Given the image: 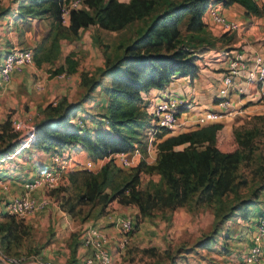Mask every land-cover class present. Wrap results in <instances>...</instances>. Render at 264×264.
<instances>
[{
  "label": "trees",
  "instance_id": "trees-1",
  "mask_svg": "<svg viewBox=\"0 0 264 264\" xmlns=\"http://www.w3.org/2000/svg\"><path fill=\"white\" fill-rule=\"evenodd\" d=\"M65 1L20 0L18 4L13 22L20 24L26 17L51 18L46 36L31 49L36 66L54 60L59 53V40L78 39L82 29L93 26L96 31H119L135 21L145 24L136 30L134 39L120 44L118 55L112 60L105 59L104 72L110 75V83L104 90L107 112L100 121L105 122L107 131L95 129L91 134L83 119L85 126L73 124L80 103L65 98L55 106L48 104L45 117L28 127L34 134L31 145L45 153H60L66 149L76 160L84 156L94 162H104L96 174L83 173V192L63 209L74 215L75 206L92 203L104 209L116 200L120 205L136 207L137 217L160 216L169 220L172 213L182 207L208 208L217 224L231 214L257 208L263 194L258 192L262 189L264 192V185L250 186L258 171L264 173L261 149L264 148V113L252 116L255 121H263L261 126L250 123L232 127L215 122L170 136H166L167 129H162L157 133L160 141L155 147L156 163L149 164L143 157L122 177V172L111 162L113 155L127 152L139 142L136 127L141 116H146L144 108L147 107L143 105V93L163 89L180 76L191 80L197 77L196 52L208 45L193 43L192 39L206 33L203 15L210 0H83L86 8L72 9L67 27L62 25L61 19ZM214 2H222L224 7L238 4L246 15L260 16L264 11L255 0ZM7 11L0 10V18ZM182 23L185 35L180 30ZM65 64L66 67H58L53 74L76 72V61L71 55L65 57ZM185 111L181 106L178 116ZM4 123L0 125V155L11 153L21 143L18 132L14 129L8 132ZM145 176L148 178L143 182ZM244 190L250 191L248 196ZM21 228L22 221L6 212L0 214L1 255L18 258L8 253L11 244L19 243ZM77 244L70 250L68 263L75 259ZM197 244L206 248L209 241L201 240Z\"/></svg>",
  "mask_w": 264,
  "mask_h": 264
},
{
  "label": "rangeland",
  "instance_id": "rangeland-1",
  "mask_svg": "<svg viewBox=\"0 0 264 264\" xmlns=\"http://www.w3.org/2000/svg\"><path fill=\"white\" fill-rule=\"evenodd\" d=\"M2 1L3 3H11L13 0ZM120 1L128 2L129 0ZM257 3L264 9V0H257ZM215 4L219 5L221 10L224 8L222 2L216 3L214 0H210L208 6L211 7ZM250 16L252 20L240 26L242 31L249 29L254 22L258 28L264 27V11L260 16ZM208 17L210 18L209 14L203 15V18ZM50 21V17H41L36 18L33 22L20 23L29 33V41L24 38L23 34H17L18 45L16 47H31L33 49L46 36ZM68 22V20L62 22V25L67 27ZM144 24V21H135L119 31H96L93 26L82 29L78 39L61 38L59 40V53L54 60L44 62L41 66H36L33 63V65L15 72L18 73L16 76L20 77L22 75L20 73L24 72L25 77L18 81L15 80L14 84L11 79L15 73L12 75L10 81L0 91V125L5 122L8 132L16 130L21 143L11 153L0 155V169L4 170L7 176L17 177L15 178L17 184L14 187L16 193L8 185H5L4 190L0 186L1 198L9 200L13 194H20L23 182L35 177L44 167L50 165V161L46 163L47 153L31 145L34 134L28 131L29 126L45 117V107L48 104L55 106L62 98L66 100L68 97L70 100L79 98L80 104L77 115L82 117L87 128L91 131L90 133H95V129L107 131L105 122L100 121V118L107 112L104 90L110 83V75L104 72L105 59L109 57L112 60L118 55L121 52L120 44L134 39L136 30ZM213 29L216 30L208 29L206 26L207 34L204 31L202 34L195 35L192 42H204L205 45H208L205 47L214 48L219 38L229 41L236 37V33L229 35L223 33L217 25ZM180 30L185 35L184 23L180 25ZM262 31L264 32L263 29ZM252 44L253 42L246 40L235 47L227 48L224 45L219 48L220 50L224 49L225 54L230 51L238 54L242 52L243 46H252ZM0 50L3 54L9 48L4 46ZM2 54L0 53V56ZM67 55H71V58L76 61V71L79 72L81 88L84 89L81 94L75 74H67L65 78H58V74H53V71L58 67H66L65 57ZM231 59L234 60V58ZM36 80H41L44 83L42 90L38 91L34 88ZM68 85L70 86L68 87ZM74 85L77 86L75 91ZM62 91H64V95ZM142 101L146 107L147 101L145 99ZM91 103L95 105V111L91 110ZM98 108L99 110H97ZM144 110L146 116H141L136 127L139 131V142L135 143L131 150L123 152V159L119 157L121 153L111 157L112 164L122 172L121 177L128 174L143 157L149 164H155L158 159L155 147L156 142H159L160 139L154 136L155 140H152L149 129L153 125L154 118L146 108ZM254 115L259 114L248 116L234 114L230 119H224L223 122L225 123L222 124L232 127L249 126L250 123L261 126L263 121H255L252 117ZM179 132L176 124L168 130L166 136L176 135ZM22 143L26 146L18 150ZM261 149L264 152V148ZM85 158L83 156L77 160L81 164L78 166V172L65 171L60 174L58 183H61L54 191L46 189L34 191L32 195L34 198L43 196L50 198L48 207L37 212L35 219L30 218L25 221V219L16 218V220L22 221L23 228L20 230L19 243L11 244L8 254L18 256L22 264H41L45 261L54 264L58 259H63L68 250H71L73 246L75 247L77 243V245L81 243V235L89 227V224L101 220V216L105 213L118 210L113 207L114 203L119 204L116 200L109 202L104 209H101L99 204L92 203L75 206L74 215L63 209V206L68 207L73 204L76 197L83 192L85 186L83 173L96 174L104 163L102 160L95 161V166L90 171L83 169L82 163H84ZM126 160L130 161L129 165L125 164ZM69 175L71 178H68ZM254 177L250 188L264 185V173L262 171H258ZM147 178V176L143 177V182ZM6 180L7 178H4V181ZM262 190L258 192V194L263 193L260 195V202L264 196ZM106 192L109 193L110 190L108 189ZM244 193L248 196L250 191L244 190ZM66 199H68L67 202ZM256 207L259 208L260 205ZM255 209L252 207L248 211L231 214L229 218L217 224H215L212 211L208 208L189 210L187 207H182L175 210L169 220L162 219L160 216L141 218L137 217L134 211L124 210L121 213L132 217L135 228L125 245H120L119 233L116 241L111 243L109 249L111 264H184L185 262L189 263L188 259L192 262L189 264H230V261L234 260L235 257V248L238 247L233 242H242L247 239V236H250L246 222L250 221ZM107 225L111 226L112 223ZM201 240L209 241V245L206 248L199 247L197 243Z\"/></svg>",
  "mask_w": 264,
  "mask_h": 264
},
{
  "label": "built area",
  "instance_id": "built-area-1",
  "mask_svg": "<svg viewBox=\"0 0 264 264\" xmlns=\"http://www.w3.org/2000/svg\"><path fill=\"white\" fill-rule=\"evenodd\" d=\"M257 2V0H255ZM209 5V4H208ZM86 8L83 0H67L61 8L62 22L69 21V13L72 9ZM210 15L213 23L221 29L223 33H234L240 29V24L234 20H228L222 13L219 5L207 6L205 11ZM227 56L234 58L230 60L228 68L223 71L219 79L220 87L217 92L218 105L222 110L228 111L229 101L227 95L234 88L235 80L242 78L245 85L254 84L258 87V99H264V58L256 55L253 59L245 61L241 53L234 54L232 51L227 52ZM240 61V62H239ZM33 65L31 48L13 47L5 51L0 57V91L10 81L15 72L21 71L24 67ZM67 73L58 74V78H65ZM44 83L36 80L34 88L42 90ZM183 99L174 97H160V99L150 108V113L154 122L149 129V134L154 139L162 129L170 130L178 123V109L185 105ZM223 113L208 112L203 115L200 121H216ZM73 124L83 126L82 117L77 115L73 120ZM26 144L22 143L18 150L24 148ZM17 151V149H16ZM137 150L135 151L136 154ZM134 154V155H135ZM124 158V154L119 156ZM130 161L126 160L125 164L129 165ZM81 165L73 158L69 151L64 149L60 153H52L50 155V165L44 167L35 177L27 179L22 183V192L11 197L5 204V211L8 215L18 219H28L37 212L48 207L50 198L43 196L34 198V191L46 189L48 191L55 189L60 183V174L65 171L79 169ZM83 169L92 170L95 162L91 159H85L82 163ZM2 188H6L5 184L0 182ZM117 231L120 236V245H125L130 238L134 228L132 217H120L117 222ZM82 244L88 249L84 257V264H111V255L109 245L110 236L101 228L89 226L82 234ZM264 260V213L261 214L256 223L254 230L251 232V244L244 255L245 264H262ZM0 264H22L20 258L5 257L0 254ZM35 264V263H28ZM41 264H51L49 261L41 262Z\"/></svg>",
  "mask_w": 264,
  "mask_h": 264
},
{
  "label": "crops",
  "instance_id": "crops-1",
  "mask_svg": "<svg viewBox=\"0 0 264 264\" xmlns=\"http://www.w3.org/2000/svg\"><path fill=\"white\" fill-rule=\"evenodd\" d=\"M19 3L20 0H13L11 3H3V1L0 0V10H8L6 14L0 18V49L4 46H7L9 49L16 47L18 45L16 39L17 34H23L24 38L29 41V33L21 26V24L13 22V16L15 15ZM222 13L228 20L237 21L240 26L252 20V17L250 15H246L244 8L238 4H231L230 6L224 7L222 9ZM205 14L206 13H204V15ZM35 20L36 19H31L29 17L24 18L25 23L30 21L33 22ZM203 21L208 29L216 30L213 29V27L216 25L212 23L209 17L203 18ZM262 29L264 30V27L258 28V26H256V23L254 22L252 26L246 31H242L243 29L240 28V31L238 30V32H234L236 33V37L229 41H224L223 38H219L216 47H204L202 49L197 50L196 64L199 67L197 77L191 80L188 76H180L175 78L172 82L169 83V85H167L163 89H150L147 93H143L142 98L145 99L148 103L146 107L147 111H150V108L154 106V104L160 99V97H174L178 99H183L184 102H186L185 105H183L186 111L181 113L180 116H178L177 126L178 130L180 131L179 133L190 131L197 128L198 126H203L215 122L225 123L223 122V120L230 119L234 114H245L248 116L253 114L264 113V99H258V87H256V85L254 84L245 85L242 78H237L235 80L234 88H232L229 91V94L227 95V99L229 101L228 111L222 110V107L218 105L219 100L217 99V92L220 87L219 79L221 78L223 71L228 68L229 62L231 60L230 57L227 56V52L225 54L223 52L224 49L220 50L219 47L224 45L227 48L230 46L235 47L241 44V42H245L246 40H248L249 42H253V44L252 46H243L241 52L243 59L247 61L249 59H253L256 55H260L264 58V32L262 31ZM227 34L229 35L233 33ZM215 36H217V34H215ZM5 42H7V44H5ZM0 53L2 54V50H0ZM20 74H22L21 77L16 76L18 75V73H15L13 75V79H11V82L13 83L15 80L18 81L20 79H24L25 73L22 72ZM73 74L76 75L75 77L77 78V86L80 89L79 93L81 94L84 89L81 88L80 85L81 80L79 78V72L76 71ZM69 86L70 85H68V87ZM77 86H73L74 91L77 90ZM62 92V94L64 95V91ZM78 99L76 98L75 100H70L69 97L67 98L69 102H77ZM94 106L95 105L91 103L92 111H95ZM97 110H99V108ZM210 111L216 113L221 112L223 114H221V116L213 122H207L203 120L200 121L203 118V115ZM51 154L52 153L50 152L46 154L48 158L46 163L50 161ZM87 158L88 157H86L85 159ZM4 178H7V180L4 181ZM15 178H13L11 175L7 176V173H5L4 170L0 169V182L4 181V184L10 186L14 193H16V189H14V187H16L17 184ZM2 189L4 190V188ZM14 195L15 194H13V196ZM262 198L263 199L260 204V207H257L254 210L252 218L250 219V221L246 222V228L249 229L248 231L250 233V236H247V239L243 240L242 242H233V244L238 247L237 249L235 248V257L234 260L230 261V264H245L244 255L251 244V232L254 230L255 223L259 217V214L264 213V196ZM6 202L7 200L0 197V214L6 212ZM113 207L117 208L118 210L105 213L103 216H101V220L88 225H93L98 228H101L105 233L110 236L111 242L109 245V249L111 243L115 242L118 237L116 222L120 217L125 216L121 212L124 210H131L134 211L135 214L138 213L137 208L134 206H123L114 203ZM36 216L37 213L31 218L35 219ZM28 219H25V221H27ZM108 223H112V225H107ZM84 226L87 227V225ZM87 252L88 249L82 244L81 240V243L76 248L74 261L68 263L71 259L70 250H68L67 255L63 257V259L61 258L55 261L54 264H84L83 260ZM188 262L192 263L190 259H188ZM189 263L185 262L184 264ZM262 264H264V260L262 261Z\"/></svg>",
  "mask_w": 264,
  "mask_h": 264
}]
</instances>
